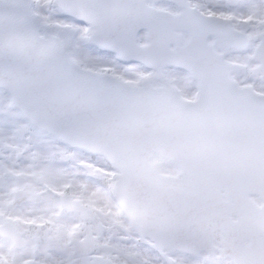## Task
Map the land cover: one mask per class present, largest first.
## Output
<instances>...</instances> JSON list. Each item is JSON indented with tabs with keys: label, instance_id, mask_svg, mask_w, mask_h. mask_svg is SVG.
<instances>
[{
	"label": "snow or ice",
	"instance_id": "6c2138e0",
	"mask_svg": "<svg viewBox=\"0 0 264 264\" xmlns=\"http://www.w3.org/2000/svg\"><path fill=\"white\" fill-rule=\"evenodd\" d=\"M0 264H264V0H0Z\"/></svg>",
	"mask_w": 264,
	"mask_h": 264
}]
</instances>
